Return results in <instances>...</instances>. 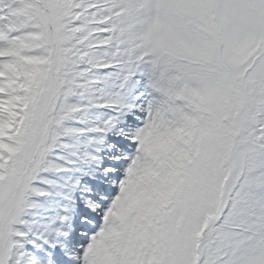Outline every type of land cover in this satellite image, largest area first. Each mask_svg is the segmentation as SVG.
<instances>
[{
    "label": "snow or ice",
    "instance_id": "snow-or-ice-1",
    "mask_svg": "<svg viewBox=\"0 0 264 264\" xmlns=\"http://www.w3.org/2000/svg\"><path fill=\"white\" fill-rule=\"evenodd\" d=\"M0 264H264V0H0Z\"/></svg>",
    "mask_w": 264,
    "mask_h": 264
}]
</instances>
